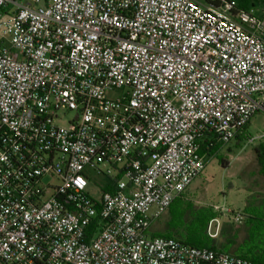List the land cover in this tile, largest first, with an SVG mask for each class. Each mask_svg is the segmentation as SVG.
Listing matches in <instances>:
<instances>
[{
  "label": "built area",
  "instance_id": "obj_1",
  "mask_svg": "<svg viewBox=\"0 0 264 264\" xmlns=\"http://www.w3.org/2000/svg\"><path fill=\"white\" fill-rule=\"evenodd\" d=\"M259 113L264 3L0 0V264H262L149 236Z\"/></svg>",
  "mask_w": 264,
  "mask_h": 264
},
{
  "label": "rangeland",
  "instance_id": "obj_2",
  "mask_svg": "<svg viewBox=\"0 0 264 264\" xmlns=\"http://www.w3.org/2000/svg\"><path fill=\"white\" fill-rule=\"evenodd\" d=\"M242 8L249 9L253 5L260 6L264 0H234ZM61 114H64L62 112ZM74 117L71 112L66 113L63 120ZM250 138L245 141L233 140L226 144L218 154H207L206 168L202 175L189 186L188 190L177 200L182 207V214L174 217L171 209L166 210L160 219L153 222L149 236H167L170 232L176 236V225L188 224L195 217H200L203 233L219 249L227 253L238 255L243 247H252L253 243L264 241V183L260 187V200L255 205L261 209V214L250 220L244 213L243 207L247 203V186L251 173L259 176V160L256 149L264 146V113L255 115L247 128ZM254 138L251 142L249 139ZM225 166V167H224ZM115 174V172H114ZM261 174L263 175L262 169ZM264 176V175H263ZM97 187L90 185L93 193H99L102 186L109 181L105 177L95 176ZM192 206V210L186 208ZM210 209L215 218L206 224L204 210ZM181 216H184L181 222ZM237 217L241 219L236 220ZM252 243V244H251ZM230 246H225L228 245ZM261 245V244H260Z\"/></svg>",
  "mask_w": 264,
  "mask_h": 264
},
{
  "label": "trees",
  "instance_id": "obj_3",
  "mask_svg": "<svg viewBox=\"0 0 264 264\" xmlns=\"http://www.w3.org/2000/svg\"><path fill=\"white\" fill-rule=\"evenodd\" d=\"M248 137L250 138L249 134L247 133V129H246L243 134H241L237 137V139H238V141H245V140H248ZM223 146H224V144H217V145L213 146L212 148L208 149L207 145H204L202 150H201V153L203 155H207V154L215 155V154H218V152L222 149ZM256 153L258 154L259 165L261 166V169H262V172L264 175V146L261 145L260 147H258L256 149ZM115 185H116V181L112 180L106 186V188H105L106 191H111V192L114 191ZM178 199L179 198H177L169 208V209H171L174 217H177L178 214L183 213L181 210L182 207L180 206L179 202L177 201ZM192 209H193L192 206H189L186 208V211L187 210L191 211ZM203 212H204L203 215L206 217V224L209 220L215 218L214 214L212 213V210L206 209ZM180 218H181V222H183L184 216H181ZM259 221H264V220L260 219ZM262 226L264 227V225H262ZM175 227H176V230H175L176 236H173L169 232L167 236H162V237L175 238V239H178V240H180V241H182L188 245L194 246V247L209 248V249H213V250L224 251V250L219 249L217 246H215L214 243L211 242V240L206 235H204L203 229H202L203 225L200 222V217H197V218L195 217L188 224L181 223L180 225H176ZM154 236H159V235H154ZM225 246H230V244L224 245V247ZM238 252H239V254L237 256H241V257L250 259L254 262L264 264V241H262L260 243L254 242L252 247L240 248L238 250Z\"/></svg>",
  "mask_w": 264,
  "mask_h": 264
},
{
  "label": "crops",
  "instance_id": "obj_4",
  "mask_svg": "<svg viewBox=\"0 0 264 264\" xmlns=\"http://www.w3.org/2000/svg\"><path fill=\"white\" fill-rule=\"evenodd\" d=\"M257 157H258V154H257ZM251 174H252V177H250V182L247 186L248 199H247V203L243 207V210L250 220H254L256 219V217H258L261 214L260 207L258 208L254 202L256 200L257 201L260 200V195H261L260 187L264 183V176L261 174L260 165H259V176H256L255 172Z\"/></svg>",
  "mask_w": 264,
  "mask_h": 264
}]
</instances>
